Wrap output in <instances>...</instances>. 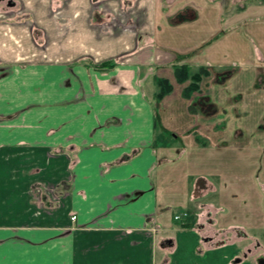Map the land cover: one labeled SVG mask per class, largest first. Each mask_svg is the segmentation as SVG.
I'll use <instances>...</instances> for the list:
<instances>
[{
    "label": "crops",
    "instance_id": "obj_1",
    "mask_svg": "<svg viewBox=\"0 0 264 264\" xmlns=\"http://www.w3.org/2000/svg\"><path fill=\"white\" fill-rule=\"evenodd\" d=\"M183 1L0 3V264H157V247L171 250L159 236L172 204L215 206L204 200L218 187L196 171L226 132L222 113L211 122L148 94L155 75L175 87L179 56L211 67L201 55L227 33L219 12L211 32L190 30L207 40L156 47L158 33L201 22L202 0L178 8ZM114 22L125 30L114 34ZM163 133L181 146H162ZM45 181L59 187L47 204Z\"/></svg>",
    "mask_w": 264,
    "mask_h": 264
},
{
    "label": "rangeland",
    "instance_id": "obj_2",
    "mask_svg": "<svg viewBox=\"0 0 264 264\" xmlns=\"http://www.w3.org/2000/svg\"><path fill=\"white\" fill-rule=\"evenodd\" d=\"M192 1L194 0H184L178 4V8ZM168 2L169 0H165L164 4L168 5ZM200 8L202 14L200 23L195 26L182 27L177 35L170 29L165 30L163 34L158 33L154 37V45L163 46V49L169 47L188 50L195 46V42L198 43L199 39L207 40L206 31L211 32L215 28L213 26L216 23L215 15L219 12L223 13L226 35H221V42L201 55V60L208 62L211 66L208 67L210 77L203 79L205 82L201 86L202 91L193 94L191 99H185L183 92L179 93L181 85L176 80L174 81L175 87L172 85L173 92L165 96L162 101H157L159 88L155 80L163 78L154 74L159 71V68H152L155 75L154 83L151 81L153 78L150 79L148 94L158 104L162 103L165 98L171 97L174 109L187 111V105H189L188 111L194 115L201 112L205 120L211 117V122L217 121V114L222 113L219 118L225 123L220 129L225 130L226 127V132L219 135L220 141L216 135L213 136L212 143H208L210 148L204 152V159L199 162L196 172L202 170L208 175V180L218 187L216 193L206 197L204 204L216 202L215 205H220L218 201L223 203L220 214L216 215V220L221 222L220 225L226 226L234 223V225L247 227L251 224H259L264 217V0H202ZM137 23L133 27L135 31L141 26L140 22ZM114 24L111 26L114 34L125 30L119 22H114ZM95 28L101 31L103 27L97 25ZM193 29L204 31L205 34L199 33L194 36L191 33ZM115 47L120 50L124 49L123 45L116 44ZM177 59L178 63L179 60L186 59V56H179ZM174 65L169 68L173 72ZM161 71L158 75L166 74L165 70ZM228 72H232L231 78L225 81V84H219L216 78ZM239 95L241 97H238ZM223 111H226V114ZM196 134L197 132L193 134L195 138L198 137ZM239 134L241 136H238ZM199 139L207 141L200 136ZM161 144L162 146H181L172 135L168 136L166 133L162 134ZM214 144L220 147H215ZM234 145L247 146L251 149H241ZM221 177L224 179L221 180ZM57 185L45 181L46 204L50 200L51 192H57L59 188ZM62 191H64L63 188ZM181 193L182 191H177L178 199L182 197ZM171 194V200L176 199L173 196L176 193L173 191ZM183 214L182 207L172 204V209L164 221V224L169 226L162 225L163 232L159 236V241L163 237L173 239L175 249L163 250L161 246L157 247V264L162 260H168L169 264H223L224 254L233 255L234 250L211 253L207 245L203 244L201 233L196 225L184 227ZM174 216H180L182 220L173 222ZM246 230L252 233L250 229Z\"/></svg>",
    "mask_w": 264,
    "mask_h": 264
},
{
    "label": "flooded vegetation",
    "instance_id": "obj_3",
    "mask_svg": "<svg viewBox=\"0 0 264 264\" xmlns=\"http://www.w3.org/2000/svg\"><path fill=\"white\" fill-rule=\"evenodd\" d=\"M202 181H199L201 184ZM201 211L193 209L186 212L184 227L188 228L196 225L201 235L202 242L207 245L211 253H219L223 250H234L232 256L223 255V264H264V217L262 222L242 227L234 223L226 226L220 225L216 220V215L220 214L219 205H203ZM201 214V215H200ZM199 215L203 218L199 221ZM249 227V228H248ZM252 233H248L246 229ZM169 249H175L173 239L163 241ZM160 264H169L168 260H162Z\"/></svg>",
    "mask_w": 264,
    "mask_h": 264
},
{
    "label": "trees",
    "instance_id": "obj_4",
    "mask_svg": "<svg viewBox=\"0 0 264 264\" xmlns=\"http://www.w3.org/2000/svg\"><path fill=\"white\" fill-rule=\"evenodd\" d=\"M174 73L178 84L186 85L183 90V97L185 99H191L193 94L199 92L203 79L210 77L209 68L207 67H199L195 70L186 65H179L178 63L174 65ZM231 76L232 72H228L222 77H217L216 81L219 84L224 83L231 78ZM155 81L159 88V93L157 94L156 99L157 101H162L165 96L173 92L174 88L168 80L156 78ZM196 140L201 143L199 137H196Z\"/></svg>",
    "mask_w": 264,
    "mask_h": 264
},
{
    "label": "built area",
    "instance_id": "obj_5",
    "mask_svg": "<svg viewBox=\"0 0 264 264\" xmlns=\"http://www.w3.org/2000/svg\"><path fill=\"white\" fill-rule=\"evenodd\" d=\"M176 219H180V218L177 217ZM72 220H73V221H76V220H77V217H76V216H73V217H72Z\"/></svg>",
    "mask_w": 264,
    "mask_h": 264
},
{
    "label": "water",
    "instance_id": "obj_6",
    "mask_svg": "<svg viewBox=\"0 0 264 264\" xmlns=\"http://www.w3.org/2000/svg\"><path fill=\"white\" fill-rule=\"evenodd\" d=\"M4 1H6V0H0V3H1V2H4Z\"/></svg>",
    "mask_w": 264,
    "mask_h": 264
}]
</instances>
